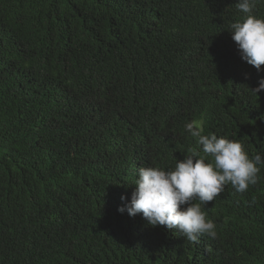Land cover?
<instances>
[{"label": "trees", "instance_id": "obj_1", "mask_svg": "<svg viewBox=\"0 0 264 264\" xmlns=\"http://www.w3.org/2000/svg\"><path fill=\"white\" fill-rule=\"evenodd\" d=\"M244 16L236 0H0V264H264V165L202 206L215 239L117 210L139 167L200 149L186 123L264 157V65L228 31Z\"/></svg>", "mask_w": 264, "mask_h": 264}, {"label": "clouds", "instance_id": "obj_2", "mask_svg": "<svg viewBox=\"0 0 264 264\" xmlns=\"http://www.w3.org/2000/svg\"><path fill=\"white\" fill-rule=\"evenodd\" d=\"M261 3L264 0H236V8L245 16L228 29L241 59L258 72L264 65V18L254 11ZM262 90L264 78L251 89L255 95ZM184 127L200 149L190 150L191 154L177 160L174 168L168 170L159 166L139 167L130 200L117 210L126 211L130 217L140 214L149 226H164L196 244L202 235L212 239L217 236L216 225L206 219L202 206L214 201L229 184L238 193L255 185L264 157L257 153L250 158L239 141L215 133L205 135L203 127L194 122Z\"/></svg>", "mask_w": 264, "mask_h": 264}]
</instances>
